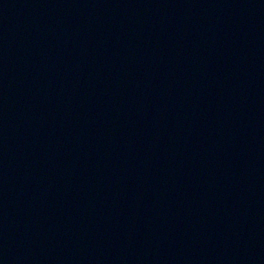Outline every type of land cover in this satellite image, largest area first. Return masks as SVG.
<instances>
[{
  "label": "water",
  "instance_id": "95a60500",
  "mask_svg": "<svg viewBox=\"0 0 264 264\" xmlns=\"http://www.w3.org/2000/svg\"><path fill=\"white\" fill-rule=\"evenodd\" d=\"M0 264H264V0H0Z\"/></svg>",
  "mask_w": 264,
  "mask_h": 264
}]
</instances>
